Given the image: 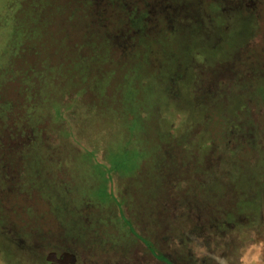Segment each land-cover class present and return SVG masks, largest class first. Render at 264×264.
Segmentation results:
<instances>
[{
	"label": "rangeland",
	"instance_id": "374dc122",
	"mask_svg": "<svg viewBox=\"0 0 264 264\" xmlns=\"http://www.w3.org/2000/svg\"><path fill=\"white\" fill-rule=\"evenodd\" d=\"M0 264H264V0H0Z\"/></svg>",
	"mask_w": 264,
	"mask_h": 264
},
{
	"label": "trees",
	"instance_id": "16d2710c",
	"mask_svg": "<svg viewBox=\"0 0 264 264\" xmlns=\"http://www.w3.org/2000/svg\"><path fill=\"white\" fill-rule=\"evenodd\" d=\"M234 30H235V28H234L233 25H232V28H230V26H229V29H228L227 32L231 33V35L233 36V34H234ZM204 48H208V47H204Z\"/></svg>",
	"mask_w": 264,
	"mask_h": 264
}]
</instances>
